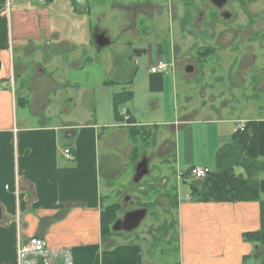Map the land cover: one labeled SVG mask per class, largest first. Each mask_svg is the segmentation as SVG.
Masks as SVG:
<instances>
[{
	"label": "crops",
	"instance_id": "1",
	"mask_svg": "<svg viewBox=\"0 0 264 264\" xmlns=\"http://www.w3.org/2000/svg\"><path fill=\"white\" fill-rule=\"evenodd\" d=\"M74 1L77 8L89 5V0ZM63 3L0 0V264H17V240L31 237L43 239L49 249H68L71 264H260L264 257V116H253V109L244 118H223L220 109L218 115L211 109L214 116H207L208 107L190 106L189 96L179 106L174 83L172 119L137 124L130 116L135 126L149 132L148 139L132 141L119 116L117 120L107 113L95 116L90 58L93 46L96 53L103 48L97 49L93 27L88 32L83 18L62 13ZM260 21L264 29V20ZM105 36L107 46L124 53L140 50ZM167 69L157 74L148 71L154 83L150 93L163 90L157 83L174 71L171 65ZM162 107L159 98L151 99L149 116L160 114ZM239 121L256 125L260 168L253 170L252 178L258 199L196 200L190 186L198 183L184 184L178 175L192 167H207L213 173L214 156L228 145ZM64 150H69L71 160L63 156ZM142 158L147 160V174L134 182ZM149 164L158 166L154 174L163 176L161 187L167 179L173 186L171 196L169 190L162 196L152 188L153 194L149 193L154 202L162 198L173 205L171 227H157L135 238L131 233L138 227L130 232L110 228L112 233L102 236L100 213L118 205L116 220L120 219L119 199L127 200V191L150 177ZM232 170L248 177L241 163ZM181 185L188 191L179 196ZM139 196L146 197L144 192Z\"/></svg>",
	"mask_w": 264,
	"mask_h": 264
},
{
	"label": "rangeland",
	"instance_id": "2",
	"mask_svg": "<svg viewBox=\"0 0 264 264\" xmlns=\"http://www.w3.org/2000/svg\"><path fill=\"white\" fill-rule=\"evenodd\" d=\"M208 1L89 0L87 8H77L74 0H65L62 13L83 18L85 24L88 23V32L92 27L94 30L99 26L114 39L127 42L133 50H141V47L150 50L149 54L144 53L136 58L132 50L124 53L115 46H107L96 53L92 47L90 72L93 76L91 89L95 116L101 118L107 113L109 117H114L111 96L125 91L131 92L132 98L117 104V116L126 111L127 116L135 117L137 124L166 123L172 119L170 111L174 97L171 93L174 83L178 87L179 106L184 103V96H189L190 106L210 107L205 109L207 116L213 115L209 112L211 109L215 115L220 109L223 118H244L251 109L253 116H264V29L260 24V20H264V0H227L222 10H216ZM60 2L57 1V4ZM223 11L230 14L229 20L221 18ZM160 59L170 63L175 75H163L162 83H157L163 90L150 93L154 85L148 72L150 64ZM188 66L193 69L192 72H185ZM102 79L108 81V85L102 84ZM154 98L162 101L163 109L160 114L150 117L149 101ZM238 123L247 124L244 121ZM198 132L202 133L201 130ZM126 146L127 142L123 148ZM245 158V154L240 155L238 163L242 164L247 175L253 177V170L260 168L256 163L258 160L242 161ZM154 161L153 164L156 163ZM157 168V165H151V178L133 185L134 188L126 193L129 196L127 200L119 199L120 219L127 212L147 210V215L131 237L172 225L174 207L171 202L162 198L154 202V197L149 194L156 192L162 196L173 187L168 184L171 182L168 179L163 187L159 185L163 176L154 174ZM251 180L255 181L254 178ZM149 182H153V186ZM188 188L181 185L179 196L184 195ZM171 191H167L169 196ZM143 192L145 198L139 196Z\"/></svg>",
	"mask_w": 264,
	"mask_h": 264
},
{
	"label": "trees",
	"instance_id": "3",
	"mask_svg": "<svg viewBox=\"0 0 264 264\" xmlns=\"http://www.w3.org/2000/svg\"><path fill=\"white\" fill-rule=\"evenodd\" d=\"M131 92H121L113 94L112 105L115 119L118 118L117 108L118 103L125 102L132 98ZM120 117V116H119ZM122 122V118L120 117ZM127 135L132 141L137 139L146 140L149 138V132L146 127L135 126L133 120L129 116ZM254 122H248L242 132H236L228 145L223 146L218 150L215 157V171L210 173L204 180L191 184V195L199 201H215V202H241L254 201L258 199V187L255 182H252V176L243 177L235 175L233 168L239 163V157L245 154L247 158L242 161L246 162L249 159H257V132ZM223 165V166H222ZM196 183V182H195ZM190 195V196H191ZM118 205H110L104 209L101 214V234L108 236L112 232L110 225L116 220ZM260 264H264V257L261 258Z\"/></svg>",
	"mask_w": 264,
	"mask_h": 264
},
{
	"label": "built area",
	"instance_id": "4",
	"mask_svg": "<svg viewBox=\"0 0 264 264\" xmlns=\"http://www.w3.org/2000/svg\"><path fill=\"white\" fill-rule=\"evenodd\" d=\"M170 66V63L166 60H157L149 68L151 74L165 73ZM12 87V86H11ZM122 118L124 126L128 122L129 116L126 115V111H122L119 114ZM245 128V124L238 123L235 126V131H242ZM63 156L67 160H71L69 150L63 151ZM211 171L207 167H192L187 172L178 175V179L185 183H195L204 180ZM188 200L191 197L186 196ZM68 249L59 248L49 249L46 247L43 239L38 237H31L23 240L18 239L16 243V262L17 264H71V254Z\"/></svg>",
	"mask_w": 264,
	"mask_h": 264
},
{
	"label": "water",
	"instance_id": "5",
	"mask_svg": "<svg viewBox=\"0 0 264 264\" xmlns=\"http://www.w3.org/2000/svg\"><path fill=\"white\" fill-rule=\"evenodd\" d=\"M227 0H209L210 4L216 8V10H222L227 2ZM221 17L226 20L230 18V14L223 11L221 14ZM95 43L97 46V49L104 48L109 44L108 38L104 34H99L98 36L95 37ZM145 53V50L141 49L139 52H135L134 55L136 58H139L142 54ZM185 71L191 72L192 68L190 66L186 67ZM147 172V160L144 158L141 159V161L137 164L135 168V174H134V182H138ZM146 210L140 209V210H135L134 212H129L126 213L122 220L118 219L114 222L113 225H111V230L114 232H119V231H124V232H130L134 230V228L138 227V224L143 220L145 217Z\"/></svg>",
	"mask_w": 264,
	"mask_h": 264
},
{
	"label": "flooded vegetation",
	"instance_id": "6",
	"mask_svg": "<svg viewBox=\"0 0 264 264\" xmlns=\"http://www.w3.org/2000/svg\"><path fill=\"white\" fill-rule=\"evenodd\" d=\"M184 2H185V1H184ZM184 2H183V3H184ZM184 4H185V3H184ZM92 33L94 34V38H95L96 36H98L99 34H101V33L104 34V35L107 34L106 30H101V31H100V30H97V29H94ZM141 49H142V50L144 49L146 54H149V53H150V52H148V51H150V50H148L147 47H141ZM134 53H135V51L133 52V54H134Z\"/></svg>",
	"mask_w": 264,
	"mask_h": 264
}]
</instances>
